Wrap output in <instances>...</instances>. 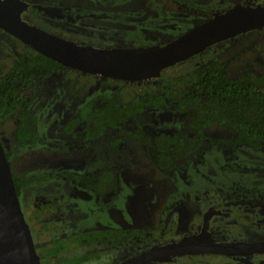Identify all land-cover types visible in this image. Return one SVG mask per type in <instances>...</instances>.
Segmentation results:
<instances>
[{
  "label": "rangeland",
  "instance_id": "rangeland-1",
  "mask_svg": "<svg viewBox=\"0 0 264 264\" xmlns=\"http://www.w3.org/2000/svg\"><path fill=\"white\" fill-rule=\"evenodd\" d=\"M197 1L198 9L196 10L188 9L169 0H116L113 4H106L102 0H52L51 3L57 8H69L68 11L72 15L75 11H78L76 15L86 21L84 24L86 27L95 26L87 21L88 18L91 21L97 15L106 14L107 17L103 21L108 23V27L114 31L110 34L111 29H107L110 33L106 35V38L110 37L111 40L107 39L102 41L101 44L106 42L110 44L95 47L106 49L117 46L119 43L127 46V48H144L158 45V42L167 43L178 38L181 33L188 32L200 25L204 20H208L213 15L214 9L226 7L229 3L236 2V0ZM250 3L252 7L264 6V0H250ZM115 17H118L116 18L119 20L118 24L114 22ZM37 20L40 25L45 24L43 21ZM126 22L132 26L136 24L134 29L125 25ZM43 30L48 31L47 29ZM65 35L70 37L68 34ZM85 35L87 36L86 32L84 34L78 33L71 38L85 42L88 41ZM230 40V42H219L217 43L218 46H211L212 49L208 47L196 56L164 69L160 72L161 75L159 74L154 79L166 78L170 80L169 84L166 87L157 88L156 83L150 84L151 92L161 93L165 96L167 93L169 98L179 97L187 91L195 93L194 83L190 76L198 67L211 60L224 63L228 75L232 78L243 75L255 79L264 77V29L249 34L246 33ZM27 52V48L21 42L6 36L0 31V78L12 67V62L16 58ZM179 80L185 81L179 83ZM42 81L33 84V87H26L21 96L24 98L30 97L32 111L37 118V130L47 143L33 149H24L17 152L14 142V119L9 118L6 124L0 126V143L5 152L12 153L9 160L11 172L18 176H27L36 168H50L49 171L54 174L55 171L68 169L70 166L73 169H79V166L84 164L87 166L90 161L100 156L101 150L105 149L106 140L119 136L120 132L107 129L103 132L101 141L97 144L71 152H57L56 147L49 146L50 142L72 139V136L59 133L58 125L73 117L81 106L93 96L97 95L98 97V94L108 97L117 96V105L119 106L128 105L145 94L142 85H122L111 79L84 75L67 68L47 75ZM98 90L100 93H97ZM102 101V99L96 100L94 105L102 106ZM141 115L143 116L141 117ZM137 120L160 126L164 124L174 125L179 127L181 131L189 133L188 115L178 117L169 113L149 111L139 114ZM220 128L215 126L214 130L208 132V134L229 135V133L221 131ZM123 144L124 149L122 150L114 148L109 150L111 157L116 156L119 161L125 164L120 171L123 174L124 193L115 198L113 207L123 215L129 214L130 216H137L138 219L140 217L142 220H147V224L151 228L156 225V216L166 196L173 192L170 191L173 182L150 163L140 142L126 135L123 138ZM252 154L257 156L256 159L254 156L248 155L246 151H240L241 159L251 157L255 160H244L239 163L250 168L259 162H264V154L260 152H252ZM35 159L41 160L35 162ZM183 164L185 162L181 163V165ZM219 164L220 161L212 164L210 160L207 164L208 169L205 165L199 169L193 167L187 169L186 173L190 177L187 186L190 197H193L194 193L198 194L207 190H209V193H213L215 189L222 185L221 180L223 178L227 179L228 185L230 182L241 183L249 180L246 174L219 171ZM218 171L219 174L216 173ZM255 177L261 179L260 175ZM177 180H179V184L184 182L181 178H177ZM57 186L60 188L61 183L52 182L36 191H33V188L38 187V185L31 186L28 188L27 195H22L20 205L27 224L26 215L31 216L33 213L39 214L40 217L46 215V211L40 213L37 208L42 203L52 205L57 197L56 193H60ZM65 188L73 194L74 191L69 186L65 185ZM74 193L78 194L76 191ZM78 215H80V219H75L76 231L88 230L96 226L87 204H79ZM40 240L44 241L46 239L45 237L37 238V241ZM211 262L210 259H204L202 264H210Z\"/></svg>",
  "mask_w": 264,
  "mask_h": 264
},
{
  "label": "flooded vegetation",
  "instance_id": "flooded-vegetation-1",
  "mask_svg": "<svg viewBox=\"0 0 264 264\" xmlns=\"http://www.w3.org/2000/svg\"><path fill=\"white\" fill-rule=\"evenodd\" d=\"M18 1L20 2V4H22V6L25 4L20 13L21 20L31 26L36 27L37 29H40L42 31H45L43 29H47L49 32H45H48L62 39L72 41L82 46H92L93 48H95L110 44L109 42L101 44L102 41H105L107 39L111 40L110 37L106 38V35L110 33L107 31V29H111L110 34H112L114 31H112V28L108 27V23L103 21L104 18L107 17L106 14L97 15V17L95 19H92L91 21L90 18H85L88 22L95 25L93 27H86L84 25L86 21L82 20L76 15L78 11H75L74 15H72L68 11L69 8L54 7L51 3L52 0ZM196 3L198 4L197 0ZM237 4L243 6H251L250 0H236V2L229 3L226 7L214 9L215 11L213 15L221 14ZM212 16H210L209 18H211ZM116 18L118 17H115L114 19ZM37 19L43 21L45 24L40 25ZM118 21L119 20L116 19L114 22L118 24ZM205 21L207 20H204L203 22ZM124 24L132 27L133 29L136 25L134 24L132 26L131 24H127V22ZM137 24L141 25L139 23ZM1 32L6 36H9L10 38H13L3 31ZM85 32L87 34V36L85 35V37L88 38V41L81 42L71 38L78 33L84 34ZM184 33L186 32L181 33V35ZM65 34L70 35V37L66 36ZM2 38L6 39L5 37ZM234 38H232V40H234ZM230 41V39L226 40V42ZM164 44L166 43L158 42L159 46ZM111 45L113 46L112 43ZM212 46L215 47L218 46V44L216 43ZM25 47L27 49H30L27 46ZM117 47L125 48L127 46L119 43V45L113 46L112 48ZM213 47L210 46L211 49ZM112 48L108 47L106 49ZM54 72H52L51 74H54ZM101 78L105 79L103 77ZM113 81L115 83H121L122 85L129 84L130 86L134 84L143 86L144 82L148 84L156 83V86H158V81L154 78L141 82H126L122 80ZM98 92L100 93L99 90L97 91V93ZM195 92L197 93L196 90ZM102 97L111 98L113 96L108 97L98 94V97L96 95L91 99L96 98V100H100ZM166 97L168 98L167 93ZM102 102L104 105V101ZM81 107L79 109H81ZM93 107L96 108L98 106L94 105L93 103ZM149 111L164 112L175 115L168 111L159 110H148L142 113H147ZM143 115H141V117ZM182 115L188 114H180L175 116L179 117ZM138 122L147 123L141 121ZM156 125L159 127H176L181 133L187 135L190 134V130L189 133L183 132L179 129V127L174 125ZM214 127L206 131L207 138L201 146V151H197L191 155L181 157V159L177 161V172H175L173 175H165L160 171L164 176H166L170 181L173 182L172 188L170 190L173 192L172 194H168L166 196L165 201L161 205L159 213L156 216V225L152 224L153 226L151 228L147 224V220H142L140 217L138 219L137 216H130L129 214L123 215L121 212L116 210L115 207H113L115 198L117 196H120L121 193H124L125 186L122 179L123 174L120 173L122 167L125 166V164L119 161L118 157L110 156L109 150L110 148L113 149V147L107 148V143L113 138H118V136L107 139L106 143L104 144L105 149L101 150L100 156L90 161L87 166L86 164H84L83 166H79V169H73V167L70 166V168L68 169L55 171L54 174H51V172L49 171L50 168H36L33 172L28 173L27 176H19L21 179H24L33 174L49 175L51 177V179L48 181L39 182L35 185H30L22 189L20 195H18L20 203L22 195H27L28 188H30L31 186L38 185V187L33 188V191H36L45 185L47 186L51 184L52 182H55L56 184L61 183L60 188L59 186H57L60 193H56L57 197L55 198V201L52 202V205L50 206L48 203H42L37 208L40 213H42V211H44L45 213L46 211L45 216L40 217L37 213H33L31 216L25 214L27 216L29 224L28 226L33 238L35 249L41 263L46 264L45 257L42 255V253L45 252V250H47L49 247H51L53 243L61 241L66 243L68 247L57 254V256L54 258L56 261H62L64 259L71 260L76 256H81V258L84 259V261L82 262L83 264H123L126 262H132L131 264H202L204 259H210L212 261L210 264H264V252H246L244 254L229 256L223 254L174 255L165 257L161 260L158 259L145 261L146 258H144V256L147 255L150 251L157 248H163L170 244L178 243L183 238L191 236L205 235L216 244H264V162H259L257 165H255L254 167L251 166L250 168H247L239 163L244 160L254 161L257 156L253 155L252 152H260L264 154V151H254L251 148L245 146L238 147L234 153V159L229 163H233L239 166L240 170H227L224 168L226 160L222 148L226 140H231L234 137V133L220 128L221 131L229 133V135L208 134V132L214 130ZM115 131L120 132L119 136H122L123 141V138L126 136L123 135V131ZM59 133L61 132L59 131ZM65 136L71 137V135ZM41 139L43 140V143L27 147H18L15 144L16 151L21 152V150L24 149H33L35 147H39L40 145H45V143L47 142L44 138L41 137ZM73 139H75L74 136H72V139L68 140H53L49 143V146L52 148L56 147V149H58L57 152H71L73 150L84 149L79 148L73 150H60L59 142L69 141ZM114 149L120 150L119 147ZM45 150L47 149L45 148ZM240 151H246L248 155L250 154L251 156H254L255 159L251 157V159L249 157H244L243 159H241L242 157L240 155ZM11 156L12 153L10 157ZM10 157L8 160H10ZM40 160L41 159H35V162H39ZM210 160L212 164L220 161V164L218 165V167H220L219 171L246 174L249 180L241 183L230 182L228 185L227 179L223 178L221 180L222 185L215 189L213 193H209V190H207L206 192L203 191L199 192L198 194L194 193V196L190 197L188 193L189 189L187 188L190 177L186 173L187 169L191 167L199 169L204 165L208 169L209 167L207 164ZM105 162H108L110 164L109 169L113 173V177L116 180L115 184L117 185L118 189L115 194L110 195L109 198L103 199V203L101 204L97 202V197L92 190L83 188L78 184L72 183L71 181L63 179L61 177H57V175L63 172L86 175L94 173L99 175V173L102 171L100 167ZM183 162H185V164L181 165V163ZM219 171L216 173L219 174ZM256 175H260L261 179H257L255 177ZM177 178H181L184 182L182 184H179V180H177ZM65 185L69 186L72 191H76L78 194H75L74 192L72 194L69 189L65 188ZM107 196H109V194L106 192L102 194L103 198ZM79 204H87L89 206L94 219V223L96 224L95 227L89 228L88 230L84 229L82 231H76L75 219H80V215H78ZM106 232L110 236V239H107L105 235H103L101 239H98V233ZM82 235H86L87 237L85 239L79 240L78 237ZM43 237H45L46 240L37 241V238L41 239Z\"/></svg>",
  "mask_w": 264,
  "mask_h": 264
},
{
  "label": "trees",
  "instance_id": "trees-1",
  "mask_svg": "<svg viewBox=\"0 0 264 264\" xmlns=\"http://www.w3.org/2000/svg\"><path fill=\"white\" fill-rule=\"evenodd\" d=\"M102 1L113 4L116 0ZM169 1L191 10L197 9L196 0ZM27 50V53L12 62V67L0 78V126L6 124L9 118L14 119V141L18 147L43 143L37 130V118L31 109L30 97H22V91L26 87H33V84L42 81L52 72L65 69L41 54ZM190 79L193 80L196 94L187 91L179 97L167 98L164 94L151 92L150 84L144 82L142 89L145 94L124 107L117 105V96L102 97L104 105L96 108L93 107L96 98L91 99L73 117L59 125L61 133L75 137L73 140L59 142L60 150L85 148L99 142L107 129L122 130L123 135L140 142L153 166L165 175H173L178 169L177 161L201 151L207 138L206 131L217 126L234 133V137L226 140L222 148L226 160L224 168L230 171L240 170L239 166L229 163L234 159L238 147L264 151V77L255 79L243 75L232 78L224 63L212 60L198 67ZM157 81L156 88L166 87L170 80L160 77ZM183 81L185 80H179V83ZM148 110L168 111L175 115L188 114L190 134L181 133L176 127H159L154 123L138 122L137 115ZM110 147L122 150V136L110 140L107 148ZM5 153L9 159L11 153ZM109 167L110 164L105 162L100 167L102 171L99 175L63 172L57 177L92 190L97 202L101 204L103 199L109 198L118 189ZM12 178L18 195L25 187L51 179L49 175L34 174L21 179L13 172ZM105 192L109 196L103 198L102 194ZM98 235V239L103 235L110 239L107 232ZM86 237L82 235L78 239ZM67 247L61 241L53 243L42 253L46 264H83L81 256L71 260L54 259Z\"/></svg>",
  "mask_w": 264,
  "mask_h": 264
},
{
  "label": "water",
  "instance_id": "water-1",
  "mask_svg": "<svg viewBox=\"0 0 264 264\" xmlns=\"http://www.w3.org/2000/svg\"><path fill=\"white\" fill-rule=\"evenodd\" d=\"M24 5L18 0H0L1 31L64 68L84 75L126 82L150 80L164 69L180 64L216 43L264 29V6L237 4L161 46L100 49L78 45L23 22L20 13ZM246 252H264V244H216L207 236L198 235L154 249L144 256V260L192 254L229 256ZM0 264H42L22 212L10 163L1 143Z\"/></svg>",
  "mask_w": 264,
  "mask_h": 264
}]
</instances>
